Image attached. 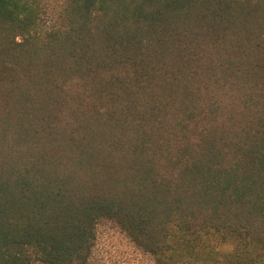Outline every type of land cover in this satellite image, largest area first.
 Segmentation results:
<instances>
[{
	"label": "trees",
	"instance_id": "trees-1",
	"mask_svg": "<svg viewBox=\"0 0 264 264\" xmlns=\"http://www.w3.org/2000/svg\"><path fill=\"white\" fill-rule=\"evenodd\" d=\"M0 264H264V0H0Z\"/></svg>",
	"mask_w": 264,
	"mask_h": 264
},
{
	"label": "rangeland",
	"instance_id": "rangeland-1",
	"mask_svg": "<svg viewBox=\"0 0 264 264\" xmlns=\"http://www.w3.org/2000/svg\"><path fill=\"white\" fill-rule=\"evenodd\" d=\"M126 245L127 241L124 235L112 224L105 223L99 226L96 249L97 253L106 261L114 260L119 252H129Z\"/></svg>",
	"mask_w": 264,
	"mask_h": 264
}]
</instances>
